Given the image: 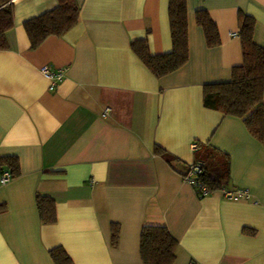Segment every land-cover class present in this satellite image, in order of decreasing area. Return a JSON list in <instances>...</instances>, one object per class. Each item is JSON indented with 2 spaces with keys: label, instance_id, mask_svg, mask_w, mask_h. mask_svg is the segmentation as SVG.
Returning a JSON list of instances; mask_svg holds the SVG:
<instances>
[{
  "label": "crops",
  "instance_id": "1",
  "mask_svg": "<svg viewBox=\"0 0 264 264\" xmlns=\"http://www.w3.org/2000/svg\"><path fill=\"white\" fill-rule=\"evenodd\" d=\"M11 2L14 25L0 49V156H16L20 173L0 180V264H54L56 246L72 264H144V224H163L176 239L172 264H264V144L241 118L202 103L203 85L229 81L242 63L239 11L264 47V0H186L188 58L161 77L130 41L146 38L151 54L171 50L168 0H76L77 23L34 49L23 22L58 1ZM197 9L216 23L219 45H206ZM43 65L62 71L52 89ZM197 144L227 154L229 188L248 199L198 195L183 177ZM37 193L54 200V222L40 220Z\"/></svg>",
  "mask_w": 264,
  "mask_h": 264
},
{
  "label": "trees",
  "instance_id": "2",
  "mask_svg": "<svg viewBox=\"0 0 264 264\" xmlns=\"http://www.w3.org/2000/svg\"><path fill=\"white\" fill-rule=\"evenodd\" d=\"M57 1L58 4L54 8L23 22L30 48H36L50 35H63L77 23L79 5L76 0ZM167 10L171 38L169 52L151 54L146 38L130 41L132 51L156 77L178 69L188 58L186 0H168ZM237 18L242 63L232 67L229 81L204 84L202 103L204 107L220 111L224 115L241 118L250 134L264 144V47L256 44L251 38L253 19L240 11ZM195 21L201 26L208 47L220 44L216 23L205 9L195 11ZM13 25L11 0H0V49L8 47L6 32ZM154 153L170 161L160 146H154ZM193 162L201 163L197 179L208 190L230 187L227 154L213 147L201 149L197 144ZM0 167L5 168L3 171L9 173L10 179L20 173L16 156H0ZM35 203L42 222L52 223L56 220L52 198L37 193ZM4 207V204H0V210ZM118 237L119 225L112 222V246L117 245ZM177 246L176 239L163 224H144L140 229L139 254L144 264H172L176 258ZM49 255L54 264H72L71 258L61 246L51 248Z\"/></svg>",
  "mask_w": 264,
  "mask_h": 264
},
{
  "label": "built area",
  "instance_id": "3",
  "mask_svg": "<svg viewBox=\"0 0 264 264\" xmlns=\"http://www.w3.org/2000/svg\"><path fill=\"white\" fill-rule=\"evenodd\" d=\"M40 71L42 74H44L50 79V89L54 88L56 84L59 81H61L63 78L62 71L60 70L53 71L47 65L41 66ZM200 171H201V163L192 162L188 164L187 170L183 175V177L194 186L199 196H203L211 191L208 190L204 185H201L200 182L198 181L197 175L200 173ZM0 180L2 183L6 182L7 180H10L9 173L7 171H3ZM218 190L221 191V193L225 198H229L232 200H239L244 198L248 199L249 197L248 192L240 188L224 187Z\"/></svg>",
  "mask_w": 264,
  "mask_h": 264
}]
</instances>
